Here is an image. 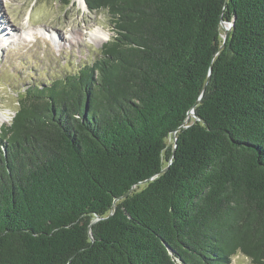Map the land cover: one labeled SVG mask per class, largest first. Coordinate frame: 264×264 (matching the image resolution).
<instances>
[{"label":"trees","instance_id":"trees-1","mask_svg":"<svg viewBox=\"0 0 264 264\" xmlns=\"http://www.w3.org/2000/svg\"><path fill=\"white\" fill-rule=\"evenodd\" d=\"M84 2L112 38L0 128V264H264V0Z\"/></svg>","mask_w":264,"mask_h":264},{"label":"rangeland","instance_id":"rangeland-1","mask_svg":"<svg viewBox=\"0 0 264 264\" xmlns=\"http://www.w3.org/2000/svg\"><path fill=\"white\" fill-rule=\"evenodd\" d=\"M109 20L106 11L90 13L74 0L69 5L55 0H0L2 126L10 124L26 88L47 85L90 66L113 36ZM95 29L107 33L109 39L99 45L97 37L91 36ZM231 264L251 263L237 254Z\"/></svg>","mask_w":264,"mask_h":264},{"label":"bare ground","instance_id":"bare-ground-1","mask_svg":"<svg viewBox=\"0 0 264 264\" xmlns=\"http://www.w3.org/2000/svg\"><path fill=\"white\" fill-rule=\"evenodd\" d=\"M74 1L79 3V5L82 8V10L83 9L85 10V5H84L83 0H74ZM34 32H36V31H34ZM2 33L3 32H2L1 27H0V39H1L0 41H2ZM38 34H42V33H38ZM23 36H24V38L25 37L26 38H29V35L28 34H24ZM91 36H96L97 37V42H98L99 45L100 44H103L105 41H107L109 39V35L107 33L101 32L100 29H95L94 32H93V34ZM26 40H28V39H26ZM3 124H4V122L3 121L2 122L0 121V126H2Z\"/></svg>","mask_w":264,"mask_h":264},{"label":"water","instance_id":"water-1","mask_svg":"<svg viewBox=\"0 0 264 264\" xmlns=\"http://www.w3.org/2000/svg\"><path fill=\"white\" fill-rule=\"evenodd\" d=\"M84 1V0H83ZM85 4V2H84ZM221 28L225 31V34L223 36V41H226L227 37H228V33L231 30V28L233 27V23H226V22H221L220 23ZM189 116H191L192 118H194L195 121H197V117L195 115L194 109L192 108L189 111ZM187 123V120L185 121V124ZM185 127L184 125H182L180 128ZM166 170H164L163 172H165ZM146 183V182H144ZM116 201V200H115ZM168 251L170 252V249L167 247Z\"/></svg>","mask_w":264,"mask_h":264}]
</instances>
